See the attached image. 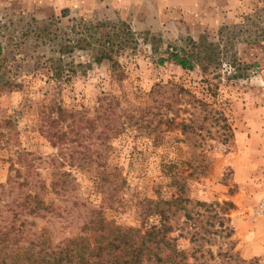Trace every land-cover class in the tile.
I'll use <instances>...</instances> for the list:
<instances>
[{
  "label": "rangeland",
  "instance_id": "374dc122",
  "mask_svg": "<svg viewBox=\"0 0 264 264\" xmlns=\"http://www.w3.org/2000/svg\"><path fill=\"white\" fill-rule=\"evenodd\" d=\"M118 21L128 24L137 39L134 49L116 55L122 80L108 62L93 64L60 85L51 79L45 60L72 36V26ZM201 35L212 42L223 39L242 65L258 66L247 78H227L226 64L203 75L170 60L158 63L170 46ZM0 40V229L24 223L25 238L46 233L53 242L85 236L92 241L94 233L80 228L90 209L100 208L106 219L138 226L135 202L156 198L159 185L166 194L169 164L186 177L193 202H232L228 194L244 193V157L264 155V0H0ZM67 60L87 62L89 56L76 51ZM168 82L183 85L206 104L167 107L171 93L152 89ZM57 107L75 119L53 125ZM218 116L226 121H216ZM192 117L199 129L183 135L174 124ZM61 128L69 140L52 146L46 132ZM62 173L69 174L66 189L56 191L52 187ZM110 173L126 181L118 193L100 180ZM104 192L107 198L111 194L112 208L103 202ZM28 194H38L52 211L28 214L23 206ZM256 204L246 210L239 205L237 215L231 209V221L220 213L223 226L207 218L213 215L208 212L196 241H177L187 255L184 262L264 264L261 257L245 258L244 242L234 236L244 213L263 220L252 217ZM183 221L182 216L173 220L171 236ZM224 228H231L232 236L225 237Z\"/></svg>",
  "mask_w": 264,
  "mask_h": 264
},
{
  "label": "trees",
  "instance_id": "16d2710c",
  "mask_svg": "<svg viewBox=\"0 0 264 264\" xmlns=\"http://www.w3.org/2000/svg\"><path fill=\"white\" fill-rule=\"evenodd\" d=\"M71 30L72 36L65 38L64 41L61 40L54 48V54L45 60L50 77L56 84L60 85L64 83L62 81H68L71 75L78 72L85 74L93 64L99 65L103 62L110 64L112 74L117 80L124 78L116 55L128 48L134 49L137 44L135 34L128 24L123 21H118L116 24L78 22L72 26ZM220 41H209L205 35H201L198 40L188 38L180 45L170 46L166 50L167 58H158V63L162 64L165 60H170L183 70L191 71L197 68L203 75L210 71L217 72L226 64L224 72L228 74L227 78H247L249 70L258 66L257 62L242 65L235 56L228 53L225 43L222 44ZM76 51L87 53L89 60L79 63L73 60L68 61L67 58ZM2 52L3 47L0 40V56ZM156 88L158 89L154 91ZM160 90L163 91L162 93L166 91L171 93L166 102L169 108L183 103L186 105L206 104L180 84L170 82L157 84L152 92L160 94ZM56 111L58 112L57 118L50 122L53 125L66 122L69 118L72 121L75 119L73 113L61 107H57ZM175 118H170L169 122L173 123ZM218 120L226 121V118L218 116L216 121ZM188 121L180 120L174 126L183 135L191 133L196 135L199 129L197 119L192 117ZM70 125L68 124L67 127ZM46 135L52 146L67 143L69 140L68 132L62 128L59 132L48 130ZM165 168L171 179L169 185L164 186L167 190L166 194L162 193L163 187L159 185L155 189L156 198L143 197L135 202L138 209V226H124L117 224L113 219H106L101 208L90 209L88 218L83 221L80 228L84 233H94L92 241L85 236L66 237L53 242L50 235L46 233L25 238L24 223L16 227L14 225L5 226L0 229V264H186L184 261L187 255L177 244L178 239L188 238L190 241H196L200 235L197 228L198 226L202 228L203 217L208 212H213V215H207V218L215 217L219 225L223 226L224 218H221L220 213L226 215L227 221H231L227 214L235 205L230 201L214 204L193 202L187 195L186 177L178 171L177 165L169 164ZM174 169L177 170L174 171ZM192 173L193 171L188 176ZM68 176L69 174L65 173L56 175L57 180L52 188L56 191V188L66 189L65 181ZM100 180L107 185L104 187L114 186L117 193L126 185L125 179L118 174H103ZM110 195L109 193L107 198L104 192L103 202L107 208L113 207ZM23 203L30 215L38 216L42 212L52 211V206L38 194L26 195ZM193 206L200 209L194 211ZM201 209H203L202 212ZM178 216H182L184 221L176 236H171L175 231L173 220ZM206 223L210 225L209 222ZM183 224L189 226L190 230H185ZM204 231L209 232L208 229ZM222 231H225V237L233 234L231 228H224Z\"/></svg>",
  "mask_w": 264,
  "mask_h": 264
},
{
  "label": "crops",
  "instance_id": "0c3cea01",
  "mask_svg": "<svg viewBox=\"0 0 264 264\" xmlns=\"http://www.w3.org/2000/svg\"><path fill=\"white\" fill-rule=\"evenodd\" d=\"M261 143L264 145V142ZM253 155L244 157V193L228 194L226 197L235 205L233 213L242 204H244V210L250 209L260 198V187L264 182V155L259 153ZM238 218L234 236L240 238L241 244L244 242V257H261L264 259V220L253 221L246 213H244V220Z\"/></svg>",
  "mask_w": 264,
  "mask_h": 264
},
{
  "label": "built area",
  "instance_id": "2783aa9c",
  "mask_svg": "<svg viewBox=\"0 0 264 264\" xmlns=\"http://www.w3.org/2000/svg\"><path fill=\"white\" fill-rule=\"evenodd\" d=\"M261 196L257 201L256 206L252 210L251 214L253 219H263L264 220V182L261 187Z\"/></svg>",
  "mask_w": 264,
  "mask_h": 264
}]
</instances>
